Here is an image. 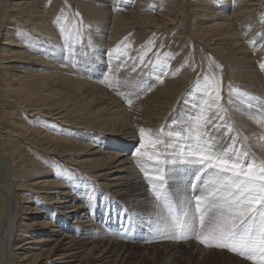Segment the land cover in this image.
<instances>
[{
  "label": "bare ground",
  "instance_id": "6f19581e",
  "mask_svg": "<svg viewBox=\"0 0 264 264\" xmlns=\"http://www.w3.org/2000/svg\"><path fill=\"white\" fill-rule=\"evenodd\" d=\"M45 1L46 0H0V34L6 31L0 47V70L4 71L3 78L7 79L5 80L6 89L4 92L9 93L12 99L20 97V99L17 98L18 101L21 102L19 105L22 103H37L40 107H44V110L47 111L44 113H48V116L43 114L42 117L52 120L48 121L49 126H47V129L44 130V128L40 125H28L27 119L22 120V117H20L21 115L19 116V114H14L15 118L12 120L15 121V130L13 133L15 134L16 140L12 141L13 143L10 142L12 144L8 145L9 148L6 149V151L0 148V264H37L43 256L35 253L32 254V252L41 250L43 246H46L42 244L50 241H52L53 244H57L59 242L58 237L63 238V240L58 243L60 244V248H54V250L46 254L44 253L43 255L47 259L49 258L48 262L44 264H70L77 262L82 257L84 252L83 239L80 238V236H76L79 235V231H75V233L69 232L61 234L59 231L50 230L49 226L59 223V227L66 228L67 219L72 218L76 221L75 223H77L76 228L83 229L84 224L86 223L88 225L90 222V218H93V221H95V218L89 216L90 213L86 211H84L83 215L80 217L79 210H90L93 215L94 208L90 203L82 200L80 192L84 191V189L79 185V183L72 178H67L66 181H60L57 175V166L55 165L56 167H53L54 162L51 161V157L48 159L49 161H46V155H41L42 158L31 155L30 150L22 149L23 141H26L28 144L30 143V146L35 145V147L40 150L39 153L43 152L49 156L58 155L61 159L67 161L66 163H74L81 167V169L87 168L89 170H87L88 175H96L94 177L95 181L102 183L101 186L99 185L100 188L106 187L111 189L113 190V194H119L120 196L123 195L125 199L135 198L132 201L127 202H143L146 201V193L148 194L146 191V185H142L144 180L146 181L145 173L141 170L137 162V158L134 155L131 156L128 152L134 153L136 148L139 147V128H149V125L152 126L153 123V125H156L157 120L154 117V113H156L158 109L155 108V105L160 101L162 95L172 93V87H175V90H178L177 93H174L171 96L169 101L165 103H163V101L159 102L161 107H164L162 104H165L166 107H168V105L174 101L176 95L186 87L185 83L178 82L179 79L182 80L185 76L180 77V73L176 72L178 69L174 71V73L171 68V64H166V67L163 68V72L165 74L163 75L162 82L157 80V76L160 75L162 71L157 68L152 78L154 82H151L150 85H148L149 87L147 86L150 90H145L143 96L149 91L151 92L154 86L155 89L160 91L155 95L152 94L146 97L140 95L139 99H134L133 109L131 108L129 111V109L123 105V101L120 98H117V91L114 92L119 89L117 86L118 84L109 82V79L110 81L115 80L114 78L117 79V75L125 72L123 70L125 68V70H127V68L132 65V57L130 54L127 52L122 54L120 52L111 51V45L122 41V37L124 38L129 28L131 29L133 26L146 28L150 27L153 28V30L156 29V31H158V28L161 29L164 26L173 25V23H175L179 18V11H181L179 8L173 6V8H170L168 6L163 14L159 16H157V14L156 17L155 14L157 12L154 13V16H152L149 14L147 15L146 13L138 14L136 11L126 12L124 10V13L120 12L123 8H119V13H116L113 8L112 13L115 15H111L109 5L100 4L101 6H97L91 1L86 2V0H69V2L73 1V3L79 4L81 10L83 9L81 12L86 15V18L89 21V37L93 34L99 36L93 43V45H95V52L102 48L101 46L103 45L101 43L104 41L108 30L106 25L105 28H102V25L104 22H107V24L109 23L110 25L109 28L111 27V32L108 33L110 37L106 44L108 49V51L106 50L107 54L106 52L105 54H102L104 51L98 52L100 54L96 53V56L99 58V67L101 68H99L101 70L99 71L103 73V78L101 76L102 79L97 81L94 79V76H90L92 74H89L88 78L76 72L81 77L79 78L76 77V73L71 72L73 71V62L70 63L69 60L65 59L66 56L69 57V53H66L67 48L64 43L65 39L63 42L60 37L62 36L61 33V35H59V40H57L55 31L49 27L51 25L48 20L50 19V16H53V13H56L58 6L56 8L54 5H51L49 7L50 9L48 8L49 10H45L42 6V3ZM55 1H57L58 4L59 0ZM128 1L129 0H127V2ZM132 1L135 2L137 0ZM144 1L142 2L144 3ZM171 1H174L172 2L173 5L176 4L177 0ZM199 1L200 0L191 1V8L194 10V19L196 21V26L192 32L194 37L202 41L201 43H205V46L210 49L216 50V52L224 58L230 67L234 66L233 68H238V70L234 71V74L236 76V82L241 85V90H232L234 91L236 97L234 104H232L234 108L231 113L236 120L234 124L238 125L236 130L239 132L240 128L243 131H256V128L263 130L264 127L250 117H260L264 114V102H262V105L261 102H257L256 100L255 104L253 103V100H249L246 96H253L254 99H257V97H262L264 99V70H261L260 73L258 70L259 68H257L260 67L261 64H264V60H261V58L255 53L256 51L259 53L264 52V40L260 39L264 36V14L261 13L262 15H260L259 18V12L255 10L257 9L256 7L260 10L259 7L264 5V0ZM216 2L218 4H216ZM148 4L146 5L148 6ZM217 5L221 6L220 8L223 10H220ZM183 6L185 7V5ZM64 7L66 8V6ZM141 9L143 10V8ZM138 10L140 11L139 8ZM59 11H62V9ZM68 13L72 14L70 12ZM56 14H58V12ZM66 18L68 17L66 16ZM187 20L185 19V21ZM214 20L220 21L214 22ZM258 21L263 23L260 30V24L259 26L257 24ZM66 24L67 23L64 22V27ZM25 25L33 28L35 36L37 35L39 37L46 38H42V41L39 42V38L33 39L31 37L32 40L29 45L22 42L21 40L23 39H20V35L22 36V32L25 31V29L22 31V28ZM70 26L72 25L70 24ZM175 29L177 28L175 27ZM27 30L24 33H26ZM66 33L67 31L63 32L64 35ZM128 33H130V31ZM157 34L158 33L156 32L155 35ZM256 34L258 36H256ZM12 35L17 38L15 41L13 40ZM141 38L143 37L141 36ZM165 38H167V35ZM133 39L134 38H132V40ZM137 40H139V38ZM139 41H141V39ZM180 41H182L181 38ZM250 41H253L254 43H250ZM41 48L48 49V58L44 57L42 52H37V50ZM121 54L122 56L120 57ZM179 58L176 57L174 59L177 60ZM168 60L171 61V59ZM174 61L175 60H173V62ZM30 62L35 67L26 66ZM34 63L41 68H36L37 66ZM159 63L161 64L162 62ZM20 64L21 67L18 66ZM174 64L173 66L176 68L177 65ZM84 74L86 73L84 72ZM113 75L115 77H113ZM239 80H241V82ZM175 84H177L178 87ZM104 86H106V88ZM244 86L247 87V90L243 89L245 88ZM2 90V87H0V91ZM245 91H247L248 95ZM12 94L14 96L16 95V97H12ZM199 94H201L199 86H196L194 94L191 93L189 96L196 99ZM241 94H245L243 97H246V103L240 102ZM191 98L187 100L191 101L194 105L195 102H192ZM200 99L201 98L199 97V100ZM15 104L17 105V103ZM249 105L251 106L249 107ZM39 110L41 109H33L31 110V113H36ZM190 110L194 111L193 106ZM208 110L211 109L208 108L206 114L209 112ZM11 111L9 112L12 113ZM3 113L5 112L3 111ZM3 113L1 112L2 115ZM38 114H32L31 118L35 115L38 116ZM17 116L20 118L16 121ZM134 120L136 122H134ZM137 121H141V123L139 122V124ZM64 122L68 123L67 127H69V129L73 132L70 130L67 131L68 134H65V131L62 133L51 132L54 124L56 126L58 123L63 124ZM190 123L191 122H187V124ZM171 125L172 124H170L167 128V132L177 131V129H179V131L182 130L180 127H177L176 130H174L171 128ZM0 126H3V124ZM78 126L81 128H77ZM13 127L10 129H13ZM77 130L88 132L87 135L84 133L85 135L83 136L76 134L75 132H77ZM96 131H98L97 134L99 136H102H92V138H90L89 136L91 135H89V133L92 134ZM247 132L248 131H246V133ZM120 140H122L123 143ZM117 141L119 144H117ZM136 143L138 144L136 145ZM250 145L251 150L256 154V150L258 149L256 140H253L252 142L250 140ZM80 154L86 155L85 157H81V160H79L77 156H80ZM17 169H20L18 171L20 175L13 176V174L17 172ZM53 169H55L54 174H52ZM38 179L42 180L39 182L37 181ZM25 188L31 192L28 196H26L27 193H23ZM46 188H51V190L54 191H44ZM74 191L76 192L75 194H73ZM37 192H44L42 193V198L49 201V205L50 203H53L56 209L66 215L65 218H62L61 214L56 213V217L61 219L55 222L54 220L56 218L52 215L50 210L51 208H47L46 211H48L45 213V218L42 215L43 222L32 225L28 224L25 221L26 218H24V215L28 214L32 216L35 210H39V208L32 209L31 206H28V204L33 203V195ZM32 193L34 194L32 195ZM107 198L108 197L103 200H107ZM128 204L131 205V203ZM40 214H44V212L42 211ZM85 215H87L88 218L83 223L82 220L85 219ZM50 218L53 219L51 222L48 220ZM112 222L114 223L113 220ZM93 225L88 226L93 227ZM40 226H43V229H40ZM40 230H47L48 232H44V236L48 237L50 240H45L40 236L39 238L35 237V233H38ZM107 230L112 229L109 228ZM105 232L110 233L108 231H103L101 233ZM112 243L114 245L118 244L116 243V240ZM120 243L122 245L123 242ZM121 245L119 246L120 249L123 248ZM103 248L104 250H102ZM93 250H95V247L92 248V252ZM113 252L115 251H110L107 244L100 246V243L98 242L95 253L89 257H86L85 255L84 261H89L87 264H109L113 256ZM52 257L55 258L50 259ZM84 261H80L81 263L79 264H84Z\"/></svg>",
  "mask_w": 264,
  "mask_h": 264
},
{
  "label": "rangeland",
  "instance_id": "374dc122",
  "mask_svg": "<svg viewBox=\"0 0 264 264\" xmlns=\"http://www.w3.org/2000/svg\"><path fill=\"white\" fill-rule=\"evenodd\" d=\"M89 1L93 2V4H96L97 6L100 4L101 5L102 4L103 5H109V7H110L109 10L111 12V15H115L112 13L113 8H114L116 13H119V8H123V10H121L120 12H124V10L126 12L136 11V13H138V14H145L146 13L147 15L149 14L152 16H154V13L157 12L155 14V17L157 14H158L157 16L163 14L166 11L168 6L170 8L177 7V8H179V10L182 11V13H181V11H179V18L175 23H173V25L164 26L161 29L158 28L157 29L158 31H156V29L153 30V28H150V27L146 28V27H140V26H133L132 27L133 29L129 28V30H128V32L130 31V33L127 32L128 34L127 33L125 34L126 37L125 36H124V38L122 37V39H123L122 41L116 42L113 45H111V48H110L111 51L120 52L122 54L127 52L132 57L131 58V61H132L131 64L132 65H130L129 68H127V70H125L126 69L125 68L123 70L125 72H122L121 74L117 75V79L114 78L115 80H113V81L112 80L110 81V79H109L110 83H115V84L117 83L118 84L117 86L119 87V91L122 94H119L117 98H120L123 101V103H124L123 105H125V107H127L129 109V111L131 108L133 109V107L130 108L128 106L126 99L124 98V95H127L129 92H135V93L139 94V96L140 95L143 96V93L149 87L148 85H150L151 82L152 83L154 82V80H152V78H153V74L156 72L157 68L159 70H162V69H160V65L165 62L166 56H167L168 59H171L172 62H173V60L176 61V63H175V61L172 63L171 61H169L167 59L168 61L166 62V64H171V68L173 69V72L178 69L179 71L177 70L176 72L180 73V77L185 76V78H184L185 80L184 79L181 80L178 78L179 79L178 82L185 83L186 87L180 93H178L176 95L174 101H172L168 105V107H166L165 104H162V106L164 105V107H161L159 102L163 101V103H165V102L169 101L171 96L174 93H177L178 90H175V87H172V91H171L172 93L162 95L160 101L155 105V108L158 109V111L156 113H154V117L157 120L156 125H153L154 124L153 123L152 126L149 125L150 126L149 128L156 130L157 128L160 129L161 127H164L167 130V128L170 126V124H172L171 128L176 130L177 127H180L183 129L186 126L187 122H191L188 118L189 113L195 112L196 111V108H195L196 104H198V103L202 104L203 101H202V99L199 100V97L201 98V94H199L196 99L191 98L189 95L191 93L194 94V89L196 88V86H198L197 81L202 80L205 75H207L209 77L215 76L216 78L222 79V93L221 94H222L223 99L220 101V103L224 108L227 109V115L225 116V120L228 121L229 123H231L235 129L238 128V125L234 124L236 120L231 115V113L233 112V108H234L232 106V104H234L235 97H236L234 94V91H232V90L233 89L235 91H236V89L241 90V85H239L236 82V76L234 74V71L238 70V68H233L234 66L230 67L229 64L224 60V58L216 52V50L210 49L209 47L205 46V43L204 44L201 43L202 41H200V40L196 39V37H194V34L192 32L194 31V28L196 26V24H195L196 21L194 19V10L191 8V6H192L191 1L193 2V0H188V1L187 0H184V1L177 0L176 4H173V5H172V2H174V1H171V0H161V2H160V0H149V1L146 0L147 2L144 0H141V1L137 0L138 2L137 1L133 2L132 0H129L128 2H127V0H120V1L119 0H105V1L86 0V2H89ZM142 1H144V3ZM182 2H183V4H182ZM199 2H201V0ZM58 4H57V1H55V0H46L44 3H42V6L45 8V10H49L50 9L49 7L51 5H54L56 8L58 6V9L56 11V13L58 12V14L53 13L54 18H53V16L52 17L50 16V19L48 20L50 25H51L49 27L55 31L56 36H57V40H59V35H61V31L59 30L61 27H63L65 29V31H67L66 34L68 36L66 34L65 35L62 34V36H60V37L62 38L63 42L65 39L64 43H65V46L67 48L66 53H69L68 54L69 59L71 60V62H73L76 65V67L72 66L73 71H71V72L72 73L77 72L79 74H82L84 77L86 76L88 78H89V74H92L90 76H94L95 77L94 79L97 81L102 79L103 73L100 72L101 68L99 67V64H100L99 60H98L99 58H98V56H96V53H98L100 51H104V52H102V54H105L106 50L108 51L106 44H107L109 37H110L108 33L111 32L110 31L111 27L109 28V26H110L109 23L107 24V22H104V24L102 25V28H105V25H106V27H108L107 29L109 31L107 30L104 41L101 43L103 45V46H101L102 48H100L97 52H95L94 51L95 45H93V43L96 39H98L99 36L93 34V35H91V37H89V30H90V26L88 24L89 21L87 20L86 15L83 12H81L83 9L81 10V8L79 7V4H75V3H73V1L69 2V0H59ZM114 4H116V5H114ZM144 4H145V6H144ZM146 4H148V6ZM216 4H218V3L216 2ZM263 4H264V2H263ZM183 5H185V7ZM64 6H66V8ZM146 6H147L148 11L146 10ZM217 6H218V8L221 7L219 5H217ZM133 7H134V10H133ZM154 7H156V8H154ZM138 8L140 9V11L138 10ZM141 8H143V10ZM153 8H154V10H153ZM256 8L257 9H255V8L254 9L257 12H259L258 16L260 18V15H262L261 13L264 14V5L259 7L260 10H258V7H256ZM61 9H62V11H59ZM220 10H223V9L220 8ZM256 11H255V13H256ZM68 12H70L72 14H69ZM76 12L79 13L78 17H77ZM185 12H186V14H185ZM191 12H193V13H191ZM180 13H181V15H180ZM80 15H81V17H80ZM66 16L68 18H66ZM56 18H57V20H56ZM185 19L186 20L188 19V20L185 21ZM179 20H180V22H179ZM61 21H62V23H61ZM67 21H69L70 23ZM80 21L83 22V25L85 27H81ZM219 21L214 20V22H219ZM64 22L67 23L65 27H64ZM181 22H183V23H181ZM76 23H79V24H76ZM70 24L72 26H70ZM257 24H258V26L260 24V26H259V30H260L262 28L263 23L258 21ZM184 25H185V28H184ZM25 26H23L22 31H24L23 29H25V31L28 28L29 29L27 30L26 33H24L25 31L24 32L21 31L23 33V34L21 33L22 36L20 35V39H23V40H21L22 42L27 43L29 45V44H31L32 38L33 39L39 38L38 39L39 42L42 41V38L43 39L46 38V37H39L37 35L35 36V33L33 32L34 31L33 28H31L29 26H26L27 27L26 28ZM77 26L80 27L83 31L84 40H83L82 44L77 43L76 39L73 35L76 28H78ZM88 26H89V28H88ZM71 27H73V28H71ZM175 27L177 29H175ZM164 28H166V29H164ZM133 31H134V33H133ZM156 32L158 33L157 35H155ZM177 32H179V33H177ZM147 33H149V34H147ZM180 33L181 34L183 33L184 35L183 34L181 35ZM5 34H6V31L3 32L2 34H0V47H1L2 39L5 37L4 36ZM170 34L172 35V38H171ZM166 35H167V38H165ZM70 36H72V37H70ZM141 36L143 38H141ZM256 36H258V35L256 34ZM12 37H13L14 41L17 39L16 37H14V35H12ZM67 37L68 38L70 37V38L68 39ZM132 38H134V39L132 40ZM138 38H139V40L141 39L142 42L137 40ZM180 38L182 41H180ZM263 38H264V36H262L260 39L264 40ZM176 40H177V44H176ZM136 41H138V42H136ZM150 41H151V43H149ZM171 41H172V43H171ZM135 42H136V44H139V45H136ZM72 43L75 45V47H74V49H69L68 45L72 44ZM220 43H224V42H220ZM165 45H167V46H165ZM114 46H116V47H114ZM124 47H125V49H124ZM37 52H42L44 57L48 58V55H49L48 49L41 48V49L37 50ZM73 52H74V55H73ZM167 52H169V53H167ZM251 52H253V51H251ZM172 53H173V55H172ZM255 53H256V55H258L261 58V60H264V52L259 53L258 51H256ZM98 54H100V53H98ZM106 54H107V52H106ZM122 54L120 55V57L122 56ZM141 57H143V61H141V59H140ZM172 57H173V59H172ZM176 57H178V58L180 57L181 59L180 58L177 60L174 59ZM159 59H161V60H159ZM183 61L185 64L183 63ZM159 62H162V63L160 64ZM173 64L177 65L176 68H175V66H173ZM35 65L37 66V64H35ZM217 65H219L220 67H217ZM18 66L21 67V64ZM26 66L35 67V66H33V64H31V62L29 64H27ZM133 66H135V68H136L135 71H133ZM181 67H182V70H181ZM36 68H41V67L37 66ZM183 68H185V69H183ZM257 68H259L258 70L261 73V67H257ZM126 71H127V73H126ZM84 72L88 75L84 74ZM182 72L183 73L186 72V73L183 74ZM77 73H76V77L81 78ZM3 76H4V71L0 70V84H1L0 87H2V89H3L2 91H0L1 92L0 93V114H1V112L3 113V111L5 112V113H3V115L2 114L0 115V120H2V121H0V125L3 124V126H0V136L2 137V138L0 137V141H1L0 142V148L2 150L6 151V149L9 148L8 145H11L13 143L12 141L16 140L15 134L13 133V131L15 130V121L12 120L15 118L16 114H19V116L21 115L20 117H22L21 118L22 120L27 119L28 125H31V126L40 125L41 127L44 128V130L47 129V126H49L48 121H52V120L42 117L43 114H46L45 116H48V113H44V112H47L46 110H44L45 108L42 106L40 107V105H37L36 102H35L36 104H33V103H28V104L24 103L23 104L22 103L21 105H19L21 103L18 101V99H20V97H16V95L14 96L12 94V97H16V98L12 99L11 95L9 93L4 92L6 89L5 80H7V79L3 78ZM101 76H102V78H101ZM113 77H115V76L113 75ZM174 79H173V81H174ZM239 81L241 82V80H239ZM163 84H165V83H163ZM175 85L177 86V84H175ZM104 87L106 88V86H104ZM244 87L245 88H243V89L247 90V87L246 86H244ZM116 91H118V90H115L114 92H116ZM159 91L160 90L155 89V86H154L152 88L151 92L149 91L143 97H146V96H149L152 94L155 95ZM245 93L248 95L247 91H245ZM246 97L249 100H253V103H255V104H256V100H257V102H261V104L263 105L262 102H264V99L262 97H260V98L257 97V99H254L253 96H250V97L246 96ZM246 97H243V99L245 100ZM189 98L192 99V102H195L194 105L191 103V101H188ZM229 99H231V101H232L231 104L228 103ZM15 103H17V105ZM192 106H193L194 111L190 110V108ZM33 109H41V110H39L36 113L35 112L31 113V110H33ZM209 109H211V110H208L209 112H207V114L205 113V115H207L209 118H211L213 115H215L216 112L219 111V109L215 108V107H212ZM9 111H11L13 114L10 113ZM7 113H8V115H7ZM38 113H40V114H38ZM32 114H38V116L35 115L33 118H31ZM4 115H5V117L6 116L7 117L5 118ZM133 116H134V113H133ZM20 117L17 116L16 121ZM41 118H43V119H41ZM174 118H176V119H174ZM134 122H136V121L134 120ZM139 122L141 123V121H139ZM139 122L137 121V123H139ZM67 124H68L67 122H64L63 124L58 123V125H56V126L54 124L53 130H51V132L62 133L63 131H65V134H68L67 131L70 129H69V127H67L68 126ZM12 127H13V129H10ZM5 128H9V129H5ZM77 128H81V127L78 126ZM74 130H75V128H74ZM70 131H72V130H70ZM177 131H179V129H177ZM221 131H223V130H221ZM246 131H248V132L246 133ZM246 131H243L240 128V133L242 136H248L250 138L251 142L253 140H256V143L258 146V149L256 150L257 156H264V140H258V139H256L255 136H252L254 133L257 135L264 134V128H263V130H259V128H256V131H252V130H246ZM87 132L86 131L84 132L82 130L81 131L77 130V132H75V133L78 135L84 136L85 135L84 133H86V135H87ZM97 133H98V131H96L92 134L89 133V135H91L89 137L92 138V136L93 137L99 136ZM100 136H102V135H100ZM77 140H80V139H77ZM120 141L122 142V140H120ZM228 141H229V137L227 135H225L222 138H220L219 143L221 144V146H223V145L227 144ZM8 142H9V144H8ZM10 142H12V143H10ZM117 144H119L118 141H117ZM137 144L138 143H136V145ZM95 147H97V146H95ZM160 147L163 148L162 145ZM116 148H118V147H116ZM22 149L30 150L31 155H35L39 158H42L41 155H46V158H45V159H47L46 161H49L48 159H50V157H51V159H52L51 161L54 162L53 167L55 165L57 166V167L55 166L58 170L57 175H58V173H66V175H64V176L58 175V178L60 179V181H66L67 178H70V179L72 178L76 182H78L79 185L84 189V191L80 192V196H81L82 200L85 202L87 201L94 208L93 209V215H92V212L90 210H86V209L79 210L80 217L83 215L84 211H86V212L90 213L89 216L95 218V221H93V218H90L89 219L90 222L88 223V225L94 224L93 227L88 226L85 223L83 229L76 228L77 223H75L76 221H74V219H72V218L67 219V224H66L67 227L66 228L59 227V223H55V224L49 226L50 230L59 231L61 234L69 233V232L75 233V231H79V235H76V236L77 237L80 236V238L83 239L84 252L82 254V257L77 262H73L70 264H79V263H81L80 261L85 260V255H86V257H89L93 253H95L98 242L100 243V246L107 244L108 249H110V251L111 250L115 251L112 253L113 256H112L109 264H252L251 261H247L244 258L238 257L237 255L229 252L226 249H218L215 247H205L204 245L200 244L195 239H190L187 241H183V240L177 241V240H173V239L163 238L165 233L163 231V226L160 222V216L162 214H164L165 210L163 208L157 207L155 198L152 195V192H150V186L148 185L149 181L147 182V179H146V181L144 180V183L142 184V185H146V187H147L146 191L148 192V194L146 193V198H145L146 201L138 202V203L137 202H127V201H132L135 198L133 197L130 199L129 198L125 199L123 195L120 196L119 194H116V195L113 194V190H111V189H108L106 187L100 188L102 183L95 181L94 177L96 175H94V176L88 175L89 170L87 168L81 169V167L77 166L74 163H69V162L66 163L67 161L61 159L58 155L57 156H55V155L49 156L43 152L39 153L40 150L37 147H35V145L30 146V143L28 144L26 141H23ZM32 151H34V152H32ZM128 154L133 156L132 152L131 153L128 152ZM85 155L86 154H84V155L80 154V156H77V157L79 158V160H81V157H85ZM19 170L20 169H17L16 170L17 172H15L13 174V176H15V175L19 176L20 175L18 172ZM54 173H55V169H53V171H52V174H54ZM41 180L42 179H38L37 181L40 182ZM187 180H188V176L183 171L176 173L175 179H172V180L170 179V181H169L171 191L173 193H176L177 189L179 188L184 192V195H190L191 190L185 188ZM28 191L29 190H27L25 188L23 193H27L26 196H28L29 194H31V192L30 191L28 192ZM44 191L52 192L54 190H51V188H46ZM42 193H44V192H42ZM42 193L41 192L40 193L37 192L35 194L32 193V195L34 194L33 195L34 198H32L33 203L28 204V206H31L32 209L39 208V210H35V212L32 216H30L28 214L24 215V218H26L25 221L28 224L32 225L35 223L43 222L42 218H43V216L45 218V213L48 211V210L46 211L47 208H51L50 209L51 213L56 218L54 220L55 222L61 219V218L56 217V213L61 214L62 218H65V216H66L60 210L56 209L55 206L53 205V203L52 204L50 203V205H49V201L42 198L43 197ZM75 193L76 192L74 191L73 194H75ZM44 195H46V194H44ZM106 197H108L107 200H103ZM81 203H84V202H81ZM128 203H131V205H129ZM42 211L44 212V214H40V213H42ZM87 218H88V216L85 215V219H83L82 222L84 223L87 220ZM48 220H50V222H51L53 219L50 218ZM112 220L114 221V223L112 222ZM109 228L112 230H107ZM40 229H43V226H40ZM103 231H108L110 233H107V232L101 233ZM44 232H48V231L47 230L46 231L40 230V231H38V233H35V237L39 238V236H40V237H43L45 240H50V239H48V237L44 236L45 235ZM117 236H119L121 238H119ZM62 240H63L62 237H58L59 242ZM115 240H116V243H118L116 245H114L112 243ZM100 241H102V242H100ZM120 242H123L122 245ZM58 243L53 244V242L50 241L48 243L42 244V245H46V246H43L41 250L33 251L32 254L35 253V254H40L41 256H43V258L37 264H44V263L48 262L49 258L47 259L43 254L44 253L46 254V253L54 250V248H56V249L60 248V244H58ZM120 245L123 247L122 249H120V247H119ZM93 247H95V250H93V252H92ZM102 250H104V248ZM105 251H107V250H105ZM54 258L55 257H52L50 259H54ZM87 262H89V261H87V260H86V262L84 261V264H87Z\"/></svg>",
  "mask_w": 264,
  "mask_h": 264
},
{
  "label": "snow or ice",
  "instance_id": "6c2138e0",
  "mask_svg": "<svg viewBox=\"0 0 264 264\" xmlns=\"http://www.w3.org/2000/svg\"><path fill=\"white\" fill-rule=\"evenodd\" d=\"M80 25L85 27L82 21ZM60 31L63 34L65 29ZM73 35L77 43H83L80 27ZM68 47L74 49L75 45ZM65 59L71 62L69 57ZM167 59L160 65L158 81L162 82ZM260 67L264 70V64ZM197 84L203 103L189 113L191 123L172 132L164 127L139 128L140 143L133 153L157 207L165 210L160 216L163 238L195 239L205 247L226 249L252 264H264V156H257L251 150L250 138L225 120L227 109L220 103L222 79L205 75ZM117 94H122L119 89ZM244 95L241 103H246ZM124 98L131 108L139 94L129 92ZM212 107L219 111L209 118L205 113ZM250 118L264 127V114ZM225 135L229 141L221 146L220 138ZM253 136L264 140V134ZM181 171L188 176L185 188L191 190L190 195L179 188L176 193L171 191L169 181Z\"/></svg>",
  "mask_w": 264,
  "mask_h": 264
}]
</instances>
